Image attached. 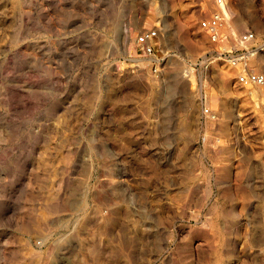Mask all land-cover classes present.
Returning <instances> with one entry per match:
<instances>
[{
  "label": "rangeland",
  "instance_id": "1",
  "mask_svg": "<svg viewBox=\"0 0 264 264\" xmlns=\"http://www.w3.org/2000/svg\"><path fill=\"white\" fill-rule=\"evenodd\" d=\"M214 2L0 0V264H264V85L205 59ZM227 2L264 73V0Z\"/></svg>",
  "mask_w": 264,
  "mask_h": 264
},
{
  "label": "built area",
  "instance_id": "2",
  "mask_svg": "<svg viewBox=\"0 0 264 264\" xmlns=\"http://www.w3.org/2000/svg\"><path fill=\"white\" fill-rule=\"evenodd\" d=\"M227 0H215L212 10L204 17L199 18L198 28L207 35L210 46L206 50L205 59L212 54H218L222 62L236 68V82L241 85L257 84L264 85V73L259 72L247 65L248 58L259 48L256 44L258 34L256 30L249 28L240 36L241 43L251 44L247 46H232L225 48L220 46V41L228 37L225 26L229 20ZM141 57L148 59L155 65L154 70L159 71L158 65L162 57L158 53L156 42L147 30H143L136 38ZM203 116L215 119L217 112L209 106H203Z\"/></svg>",
  "mask_w": 264,
  "mask_h": 264
},
{
  "label": "bare ground",
  "instance_id": "3",
  "mask_svg": "<svg viewBox=\"0 0 264 264\" xmlns=\"http://www.w3.org/2000/svg\"><path fill=\"white\" fill-rule=\"evenodd\" d=\"M229 9H230V12L232 11L231 10V7H228V11H229ZM229 12V13H230ZM245 19H246V17H245ZM244 18H241L240 19V21H239V24H241V26H244L246 23H245V20ZM258 22V21H257ZM237 25H238V23H236ZM245 27V26H244ZM236 28V25H235V23L232 25V31H236L237 29H235ZM243 28V27H242ZM258 62H259V65H258V67L260 68V67H264V62H263V60L262 59H260V60H258ZM226 81L228 82V81H230V77H226Z\"/></svg>",
  "mask_w": 264,
  "mask_h": 264
}]
</instances>
